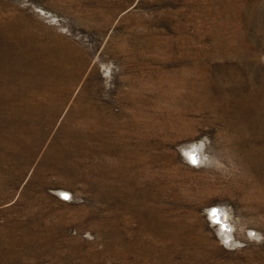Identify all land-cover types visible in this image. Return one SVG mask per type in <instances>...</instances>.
<instances>
[{
	"label": "rangeland",
	"instance_id": "1",
	"mask_svg": "<svg viewBox=\"0 0 264 264\" xmlns=\"http://www.w3.org/2000/svg\"><path fill=\"white\" fill-rule=\"evenodd\" d=\"M3 21L59 76L33 103L0 83V264H264V0H0Z\"/></svg>",
	"mask_w": 264,
	"mask_h": 264
},
{
	"label": "bare ground",
	"instance_id": "2",
	"mask_svg": "<svg viewBox=\"0 0 264 264\" xmlns=\"http://www.w3.org/2000/svg\"><path fill=\"white\" fill-rule=\"evenodd\" d=\"M6 25V22H0V69L2 68L7 69V71H12L11 75L7 78H4L2 76L1 70H0V83L4 82V84H9L11 86V90H13L12 86H16L17 88H14L12 100L19 101V99L28 100L25 102H29V97H23L25 96L24 90L26 91L27 87H31V85L35 89H43L47 87L46 89V95L45 97L49 100V80L58 79L59 72L55 71H49V45L47 43H42L40 40H37L36 36H33L28 26L23 27L20 29L18 36L15 39V42L9 43L7 40V35H3L2 32L5 33V30L2 29V27ZM23 31V32H22ZM58 66V65H57ZM61 66H58L60 69ZM253 67V66H252ZM51 69V67H50ZM15 71V72H14ZM184 72V71H183ZM183 78V77H182ZM2 80V81H1ZM58 82V81H57ZM63 83V82H62ZM56 85V83H55ZM67 86V85H65ZM52 87V86H51ZM50 87V88H51ZM64 87V86H63ZM32 88V87H31ZM72 88V87H71ZM63 89V88H62ZM52 90V89H51ZM33 91V90H32ZM43 91V92H44ZM69 91V90H68ZM52 93V92H51ZM4 94V93H3ZM43 94V93H42ZM19 95V96H18ZM54 95V94H52ZM50 95V96H52ZM30 96V95H29ZM32 96V95H31ZM34 97V96H32ZM31 97V98H32ZM44 97V96H43ZM59 97V96H58ZM193 97V96H192ZM53 98V97H52ZM57 98V97H56ZM2 99V98H1ZM20 99V100H21ZM37 99V97H36ZM33 100V99H32ZM30 101L33 103V101ZM61 100V99H60ZM186 100V99H185ZM6 101V99L4 100ZM22 101V100H21ZM23 101V102H24ZM38 101V100H37ZM91 101V100H90ZM0 102H3L0 100ZM8 102V100L6 101ZM29 102V103H30ZM16 103V102H14ZM44 103V102H43ZM40 103V104H43ZM12 104V103H10ZM24 104V103H23ZM71 104V103H70ZM35 105V104H34ZM8 106V105H7ZM26 107V106H25ZM14 105L12 104L9 109H11L8 114L12 117H17L16 115V109ZM84 108V107H83ZM178 108V107H177ZM8 109V108H7ZM22 109V107H21ZM25 109V108H24ZM59 109V108H58ZM19 110V109H18ZM17 110V112H19ZM31 110V109H30ZM72 110V109H71ZM22 112V110H21ZM26 113V112H25ZM94 113V112H93ZM27 115V114H26ZM136 115V114H135ZM8 116V115H7ZM163 117V116H162ZM135 118V117H134ZM9 120V118H7ZM19 119V118H18ZM126 119V118H125ZM129 119V118H128ZM23 120V119H22ZM26 120V119H25ZM49 120V119H48ZM143 120V119H142ZM174 121V120H173ZM8 122V121H7ZM23 122V121H22ZM9 123V122H8ZM14 123V122H13ZM16 125V124H15ZM170 125V124H169ZM149 126V125H148ZM147 126V127H148ZM125 127V126H124ZM8 129V128H7ZM13 129V128H12ZM22 129V130H21ZM19 130V131H17ZM12 131V130H11ZM23 131V128H20L18 125L14 126V132H15V139L11 140V138H8L6 142V146L9 148H15L17 147L19 151L21 150V147H23L24 139L22 136H20L21 132ZM29 131V130H28ZM19 132V133H18ZM23 133V132H22ZM136 133V132H135ZM161 133V132H160ZM24 134V133H23ZM21 134V135H23ZM35 134V133H34ZM37 134V133H36ZM70 134V133H69ZM140 134V133H139ZM33 135V134H32ZM31 135V137H32ZM43 135V134H42ZM136 135V134H135ZM141 135V134H140ZM6 136V135H5ZM39 136V135H38ZM145 137V135H143ZM12 137V138H13ZM37 137V136H35ZM40 137V136H39ZM139 137V136H138ZM142 137V136H141ZM5 138V137H4ZM31 139V138H30ZM36 139V138H35ZM41 139V138H40ZM125 139V138H124ZM145 139V138H144ZM147 139V138H146ZM29 140V139H28ZM116 140V139H115ZM142 140V139H140ZM11 141V142H9ZM34 141V140H33ZM37 141V140H36ZM124 141V140H123ZM131 141V140H130ZM39 142V141H37ZM36 142V143H37ZM41 142V141H40ZM113 142V141H112ZM121 142V141H120ZM95 143V142H94ZM122 143V142H121ZM131 144V143H130ZM137 144V143H136ZM149 144V143H148ZM196 144V143H195ZM194 144V145H195ZM4 145V144H3ZM37 145V144H36ZM42 145V144H41ZM138 145V144H137ZM136 146V145H135ZM134 146V147H135ZM141 146V145H140ZM145 146V145H144ZM5 147V146H4ZM39 147V145H38ZM126 147V146H125ZM30 148V147H29ZM37 148V147H36ZM138 148V147H137ZM14 149V148H13ZM25 149V148H24ZM122 149V148H121ZM15 150V149H14ZM17 150V149H16ZM32 150V149H30ZM37 150V149H36ZM198 148L195 146H190L188 148H185V153L190 157L195 156L197 159H199L201 162L204 161L205 157L203 154L198 153ZM53 151V150H52ZM125 151V150H124ZM12 152V151H11ZM31 152V151H30ZM116 152V151H115ZM25 153V152H23ZM28 150L25 154H28ZM37 153V152H36ZM19 154V153H18ZM185 154V156H186ZM24 155V154H23ZM32 155V154H31ZM36 155V154H35ZM122 155V154H121ZM19 156V155H18ZM28 157V155H26ZM25 156V157H26ZM5 157V156H4ZM187 157V156H186ZM31 158V157H30ZM34 158V157H33ZM32 158V159H33ZM18 159V158H17ZM188 159V158H187ZM189 160V159H188ZM198 160V161H199ZM68 161V160H67ZM70 161V160H69ZM131 161V160H130ZM21 162V160H20ZM24 162V161H23ZM22 162V163H23ZM30 162V161H29ZM99 162V161H98ZM205 162V161H204ZM21 163V164H22ZM193 163V162H192ZM198 163V162H197ZM196 163V164H197ZM200 163V162H199ZM125 164V163H124ZM19 165V164H18ZM24 166V164H23ZM117 167V166H116ZM59 168V167H58ZM25 169V168H24ZM27 169V168H26ZM23 170V169H22ZM27 177V176H26ZM24 178V176H23ZM258 179V178H257ZM259 181V180H258ZM21 183V182H20ZM95 188V187H94ZM104 190V189H103ZM216 209V210H215ZM219 211V213H218ZM217 212V213H216ZM211 214L213 216V219L216 221L217 225L220 226L222 229V236L224 239L229 240L230 243H232L234 239V233H233V225L231 223V220L227 219V215L224 213L222 214L220 211L219 206H215L214 209H212ZM222 215L223 217H221ZM220 217V218H219ZM231 219V218H230ZM14 222V221H13ZM111 233V232H110ZM126 245V244H125ZM138 257V256H137ZM138 259V258H137ZM7 263V262H6Z\"/></svg>",
	"mask_w": 264,
	"mask_h": 264
},
{
	"label": "water",
	"instance_id": "3",
	"mask_svg": "<svg viewBox=\"0 0 264 264\" xmlns=\"http://www.w3.org/2000/svg\"><path fill=\"white\" fill-rule=\"evenodd\" d=\"M190 160L191 161H193V162H197L198 161V159L195 157V156H193V157H190ZM216 210V209H215ZM220 211H221V213L223 214H225V215H227V213L225 212V211H223L221 208H220ZM217 213V212H216ZM218 213H219V211H218ZM221 217H223L222 215H220ZM220 218V217H219Z\"/></svg>",
	"mask_w": 264,
	"mask_h": 264
}]
</instances>
